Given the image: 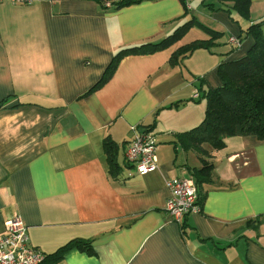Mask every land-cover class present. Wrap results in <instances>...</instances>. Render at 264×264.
I'll use <instances>...</instances> for the list:
<instances>
[{
  "label": "crops",
  "instance_id": "crops-1",
  "mask_svg": "<svg viewBox=\"0 0 264 264\" xmlns=\"http://www.w3.org/2000/svg\"><path fill=\"white\" fill-rule=\"evenodd\" d=\"M263 18L264 0L0 1V234L18 215L42 264H264V140L184 136ZM132 126L156 135L147 174L124 160ZM172 177L202 195L179 224L165 209Z\"/></svg>",
  "mask_w": 264,
  "mask_h": 264
},
{
  "label": "trees",
  "instance_id": "trees-1",
  "mask_svg": "<svg viewBox=\"0 0 264 264\" xmlns=\"http://www.w3.org/2000/svg\"><path fill=\"white\" fill-rule=\"evenodd\" d=\"M93 1L99 3L104 10H115L139 0ZM106 2L109 5H106ZM254 27H258L259 30L250 31L255 39L248 52L240 58L220 64L218 73L221 85L206 92L207 104L202 123L189 134H184L190 142L220 145L224 137L232 135H254L264 140V18L251 24L249 29ZM146 50V45H139L117 52L94 86H99L110 77L121 56L126 53H144ZM104 147L109 153V164L112 167L114 165L111 156L112 142L106 140ZM203 168L207 169L208 166L205 165ZM194 181L197 185V204L200 206L201 189L198 181ZM63 249L54 253V259L60 257Z\"/></svg>",
  "mask_w": 264,
  "mask_h": 264
},
{
  "label": "built area",
  "instance_id": "built-area-1",
  "mask_svg": "<svg viewBox=\"0 0 264 264\" xmlns=\"http://www.w3.org/2000/svg\"><path fill=\"white\" fill-rule=\"evenodd\" d=\"M2 1V0H0ZM14 3H28L30 0H10ZM192 0H184L185 7L190 8ZM106 5H109L106 2ZM233 46L240 45L239 39L231 36ZM198 89L192 92V98H198ZM132 137L124 150V160L134 168L137 174H147L157 168V139L149 129L132 126ZM169 196L165 209L172 219L179 224L183 217L199 210L197 204V185L192 177H172L166 180ZM5 230L0 234V264H41L45 254L38 248L30 246L27 228L18 215H14L4 224Z\"/></svg>",
  "mask_w": 264,
  "mask_h": 264
}]
</instances>
